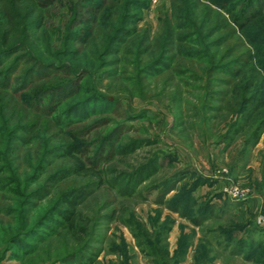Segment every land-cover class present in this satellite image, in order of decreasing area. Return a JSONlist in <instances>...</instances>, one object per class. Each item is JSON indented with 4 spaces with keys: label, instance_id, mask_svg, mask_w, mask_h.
Returning a JSON list of instances; mask_svg holds the SVG:
<instances>
[{
    "label": "rangeland",
    "instance_id": "1",
    "mask_svg": "<svg viewBox=\"0 0 264 264\" xmlns=\"http://www.w3.org/2000/svg\"><path fill=\"white\" fill-rule=\"evenodd\" d=\"M128 1L43 0L45 18L35 34L36 45L26 43L27 56L21 52L0 68L2 72L17 57H22L12 88L22 79L20 71H27L31 65H37L36 70L42 74L23 95L0 88V155L4 160L0 170H5L0 174V258H4L0 264H19L8 261L10 253L3 255V248L9 246L8 238L40 220L49 201L69 188L84 187L98 180L92 173L67 178L56 185L37 209L26 214L21 213L20 200L10 201L11 195L3 189L2 181L6 178L15 180L22 192L41 186L42 181L30 185L28 179L34 175L43 153L55 144L62 147L61 139L66 136L48 121L47 115L37 117L28 113L19 96L51 97L58 92L56 85L68 84L60 110L73 107L88 96L76 93L72 84V74L80 70L85 76L81 82L83 89L94 90L116 103L74 127L84 133L79 144L96 142L115 129L120 132L122 144L128 141L149 144L125 157L111 151L108 145L109 160L101 162L96 173L115 170L129 175L145 168L153 155L160 153V168L138 183L132 197L120 196L116 188L104 184L91 191V196L79 206L78 212L84 218L98 216L93 225L105 236L99 246L103 251L97 264H153V258L156 264H264L261 255L247 258L250 247L256 250L257 243L264 253V131L255 146L246 143L255 129L254 121L264 119V71L259 74L257 66L264 62V15L242 34L234 27L226 11L230 5L225 0H133L129 9ZM236 2L231 0V4ZM247 2L244 0L242 4L245 6ZM127 14L134 18L131 28H135L136 34L110 46ZM221 26L222 30L213 33ZM186 35L190 36L189 42L197 44L178 41ZM221 41L220 47H213ZM207 43V48L202 45ZM246 50L251 52L252 63L237 71V76L230 77L214 69L243 57L241 54ZM163 52L175 59L168 69H160L157 75L145 73ZM190 52L203 54V61L184 59L183 55ZM227 56L231 57L225 62ZM59 64L67 70L56 74L55 67ZM44 65L54 67L40 70ZM258 94L259 102L249 105L250 99ZM259 105L256 113L250 111ZM240 112L244 116L252 112L253 119L228 143L224 137ZM142 115L145 118H138ZM36 122L35 141L27 145L11 141L19 127ZM239 124H243L242 120ZM96 147H91L89 154L82 148L83 155L77 158L85 162L93 160ZM71 166L69 160L61 159L50 170ZM179 172L184 173L181 181L161 197L160 182ZM112 177L109 174L104 180ZM195 180L199 182L191 193V202L197 207L192 212L208 203L211 212L208 215L212 216L200 226L167 206L168 200ZM158 198L164 202L157 203ZM106 205V210H102ZM113 210L116 218L106 222L104 216ZM142 240L153 244V256L140 251L137 244ZM56 241L55 238L47 241L41 254L31 257L26 264H53L55 258L71 249L67 241L61 239L59 244ZM122 241L127 260L119 255ZM182 249L184 255L176 257L175 252Z\"/></svg>",
    "mask_w": 264,
    "mask_h": 264
},
{
    "label": "trees",
    "instance_id": "2",
    "mask_svg": "<svg viewBox=\"0 0 264 264\" xmlns=\"http://www.w3.org/2000/svg\"><path fill=\"white\" fill-rule=\"evenodd\" d=\"M132 1L133 0H129L127 2L128 9L131 7ZM225 1L227 3L226 5L230 6H228V9H226V6L224 8L230 15L234 27L238 31L242 32V34L255 19L264 15V0H260V4L253 2L255 0H247L248 2L245 6L242 4L244 0H236L237 2L235 4H231V0ZM238 6L244 7L239 9ZM45 7L46 4L43 0H0V68L5 64V62H7V60H9V58L11 59L13 56L19 55L21 52H25L24 49L26 47V43L31 46L36 45L35 34L42 28L45 18ZM237 8L239 10H237ZM236 10L238 11L237 13ZM133 20L134 18L130 14L125 16V22H123V24H121V26L117 29V32H115L110 41V46L123 43L125 37L131 38L136 34L135 28H131V25L134 24V22H132ZM174 29H177V26ZM222 29L223 26L220 28L217 27L212 31L214 33V31L219 32V30ZM75 36L76 35H74V37ZM178 41H186L185 43H191L190 45L197 44L195 41L189 42L191 41L189 35L181 37ZM222 44L223 41L214 44L213 47H220ZM202 45L206 48L208 47V43ZM193 52L183 55L186 57L184 59L190 61H203V54H196ZM25 55L27 56L28 53L25 52ZM241 55H243V57L235 58V60H229V64L215 66L214 69L221 71V73L228 74L230 77L237 76L239 74L237 71L243 69L246 64H249L250 62L252 63V56L249 50H246ZM26 56H24V58H26ZM245 56L247 58L243 59ZM230 57L227 56L224 61L226 62V60ZM21 58L22 57H17L13 64H10L2 72H0V88L10 91V93L18 92L23 95L27 90V87L35 81V78L37 77L39 79L42 77L40 76L42 74H39L40 72L36 70L37 65H31L27 71H20L22 79L19 84L12 88L14 78L19 71L20 63L22 62ZM174 60L175 59L173 57H169L167 52H163V54L157 57L151 65H148V71L146 70L145 73H150V75L160 74V69H168V65L173 63ZM260 63H257V66L259 67V69H257L259 70V74H263L264 62L260 61ZM53 67L54 66L52 65H44L41 66L40 70L51 69ZM55 69L56 74L61 73L63 70H67L64 65L60 64L57 65ZM72 75L74 77V82L72 84H74L75 92L84 95L88 94L85 101L73 105V107H66L65 109L60 110V107L66 97L65 90L69 88L68 84L56 85L58 92L51 97L48 95H28L26 97L19 94L21 95L19 96V99H21V103H23L27 108L28 113L37 115V117L47 115L48 121L59 128V133L61 135L66 136L61 139L62 147L56 146L55 144L43 153L42 160L39 161L33 171L34 175L28 179V183L30 185L42 181L41 186L33 191L22 192V189L20 190L17 187L15 180L6 178L5 181H2L5 183L3 189L11 195V198L9 199L10 201L15 199L20 200L19 203H21V213L26 214L37 209L41 202L51 196L56 185L63 182L67 178L92 173L95 174V178L98 180L90 182L84 187L69 188L59 194L57 198L55 196L53 201H49L48 206L43 211L39 218L40 220L37 221L36 224L31 226V228L26 225L23 227L24 231L19 235L8 238L7 244L12 247V249L7 246L6 248H3L2 251L3 255L8 252L10 253V259L8 261H17L19 264H26L28 259L36 256L37 254H41V251L45 249L47 241L55 238L58 244L61 239L67 241V243L71 245V249L68 250L66 254L64 253V255L55 258V262L53 261V264H97L98 258L103 251L99 248V246L101 244L103 245V239H105V236H103V238L93 225L98 216L96 219L84 218L82 213L78 212L79 206L91 196V191L100 189L104 184H107V186L111 189L116 188L120 196L128 195L132 197L136 193L138 183L140 184V182L146 179V177L155 174L158 168H160L158 165L160 153H155L145 168H139V170L137 169L129 175L121 172L117 173L115 170L96 173L100 163L104 160H109L110 151L107 152L108 145L110 146L109 149H111V151L114 150L122 157H125L135 149H140L141 147L149 144H147L148 142L143 141H128L125 144H122L120 132H118V129H115L112 132L110 131L106 137H102V139L100 138L96 140V142H91L81 146L79 142L84 138V133L77 132L74 127L84 122L91 115L99 113L101 110L111 109L113 105L115 106L116 102L110 101L107 97L98 94L94 90L83 89L81 82L84 80L85 76L82 70L74 72ZM258 97L259 94L258 96L250 99L249 105L252 103H258ZM257 107H260V105L254 107L253 110L251 109L250 111H254V113H256ZM241 113L242 112H240V114ZM251 113L246 112V116L241 114L234 119L224 137L225 141L229 143V141H232L235 136L245 130L247 126L245 127L243 125H247L248 122L253 119L251 117ZM138 118L145 117L142 115ZM240 120L243 122L241 126L239 124ZM37 125L38 123L36 122L32 125L27 123L26 125L19 127L17 130V136L12 138L11 141H18L19 145H27L31 141H35L38 135L36 131ZM252 125L255 129L251 131L250 138L246 143L255 146L261 136V133L264 131V119L254 121V124ZM1 134L2 133H0V135ZM24 137H27L26 140ZM91 147H96V152L91 156L93 157V160L92 158L91 160L89 158L87 159V162H85L77 158V155L79 157L83 155L81 150L82 148L86 151L85 154H89L87 151H89ZM61 159L69 160L72 163L71 168L51 171V167L55 166L56 162ZM3 161L4 160L0 155V163H3ZM4 172V169L0 170V174ZM107 174H110L113 177L110 180L105 181L104 179L108 176ZM183 174L184 173L182 172L181 175ZM181 175L179 172L165 181L160 182L158 187H160L162 191L160 194L161 197L167 195L175 189V186L182 179ZM198 182L199 180H195L190 187H183L179 193L167 201V206L173 211L180 212L182 217L193 220L195 225L200 226L203 224L204 219H209L212 216L211 214L210 216L208 215L211 213L209 212L208 203L203 204V206H198L197 210L192 212L197 205L191 202V193H193L198 186ZM162 200L158 198L157 203L162 204L164 202ZM107 207V205L104 206L102 210H106ZM115 215L116 211L113 210L109 212V214H106L103 219L110 223L116 218ZM134 237L136 240H139V237L136 235ZM228 237L230 238L229 234ZM73 246L74 248H72ZM120 246L121 249L119 255H122V257L127 260L123 241ZM137 246L145 255H148L149 257L154 255L152 250L153 244L151 242L142 240V242H138ZM257 246L258 248L256 250L250 247L251 250L247 253V258L252 259L254 258L253 255H261L264 259V253L262 254L260 252L261 249H259L260 246L258 243ZM183 249L180 252L178 250L175 252L176 257L184 255L185 251H183ZM166 256H168V251H166ZM3 259L4 258H0V261ZM152 261L153 264H156V260H154V258Z\"/></svg>",
    "mask_w": 264,
    "mask_h": 264
}]
</instances>
